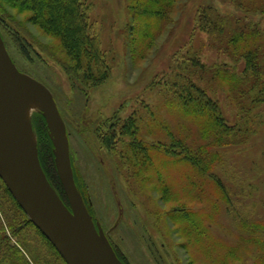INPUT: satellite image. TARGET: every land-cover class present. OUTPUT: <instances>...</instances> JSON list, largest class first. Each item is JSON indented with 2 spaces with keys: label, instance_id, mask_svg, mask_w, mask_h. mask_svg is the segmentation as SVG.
<instances>
[{
  "label": "rangeland",
  "instance_id": "rangeland-1",
  "mask_svg": "<svg viewBox=\"0 0 264 264\" xmlns=\"http://www.w3.org/2000/svg\"><path fill=\"white\" fill-rule=\"evenodd\" d=\"M82 2L87 33L109 71L98 86L79 79L60 39L33 22L31 11L0 1L6 51L52 101L49 107L23 82L34 104L24 113L32 152L43 157L39 128L54 163L67 140L90 230L98 238L100 225L122 264H264V81L253 82L248 47L232 38L248 30L255 61L264 65V0H161L160 13L143 11L135 0ZM203 12L223 29L210 32L198 23ZM223 69L231 76L214 75ZM197 90L216 119L182 104V95L198 97ZM48 108L59 136L44 115ZM128 120L135 134L122 133ZM139 143L152 147L151 161L137 153ZM177 145L195 160L207 159L202 172L167 153ZM17 211L18 221L29 218ZM4 226L10 245H40L28 224L14 234ZM46 251L45 258L57 260Z\"/></svg>",
  "mask_w": 264,
  "mask_h": 264
},
{
  "label": "trees",
  "instance_id": "trees-1",
  "mask_svg": "<svg viewBox=\"0 0 264 264\" xmlns=\"http://www.w3.org/2000/svg\"><path fill=\"white\" fill-rule=\"evenodd\" d=\"M0 1L31 11L32 14L30 19L33 22L37 23L48 33L57 36L60 39L63 48L66 50L67 56H69L70 60L73 62V69L81 72L78 74L79 79L88 82L91 86H98L102 84L108 77V67L104 60L103 53L99 47V43L95 37L90 36L87 33L88 17L83 7L82 0ZM135 1L136 4H138V6H140L145 12L151 11L153 7L157 13L161 12V0ZM197 21H199L198 23L204 26L207 30L210 29V32H219L223 29L221 24L222 22L217 18H213L209 12L201 13ZM243 30H239L238 33H233L232 38L234 40L237 39L245 42V47H248L246 53L247 63L251 65L257 73V76L253 82L263 83L264 65L260 63L258 64L255 61L256 57L254 52L256 51L249 47L252 46L250 43L252 34L248 30H245V32ZM253 38L254 37H252V40ZM228 71L229 70L226 71L223 69L219 72H215L214 75L219 74L221 77H226L228 75L231 76V72L229 73ZM181 100L185 108L202 111L203 114L209 117V121H212L216 116L214 106L211 105L208 100H205V95L202 91H198V97H194L192 95L189 96V94L186 93L181 96ZM36 118H40L42 121L44 120L43 116L40 114H37L34 117V119ZM40 124L42 128H44L43 123ZM132 125L133 123L129 122L128 120L123 126L122 133L135 134L136 129L134 127L132 128ZM39 129L42 131H38V145L41 144L43 154V157L38 154L41 168L50 185H52L56 190V194L65 205H68L67 196L60 182L56 165L54 163L51 142L44 135L45 130H42L41 128ZM106 143H110L108 139L106 140ZM177 147L181 149V153L176 151L179 148L168 149L167 153L173 156L182 155L187 160L190 159L195 166L199 167L201 172L203 171L205 165L207 164V159L195 160L188 154L184 147H180V145H177ZM135 149L137 150V153L145 158L146 162L152 160L153 154L150 153L152 147L145 143H139L138 147L136 146ZM0 189L1 195L3 196V198L0 199V264H67L51 241L40 231V229L32 222L30 218L25 217V222H21V220L18 221L19 218L17 212L19 213V211H17V209L22 213L23 210L20 208L19 203L15 201L16 199L12 198L6 184L1 177ZM6 208H9V210L6 211ZM12 210L16 213L15 216H13ZM9 212L10 214H8ZM5 222H7V226L13 234L16 232V229H22L25 224H28L37 232L40 245L33 248L31 247L30 243H26L23 240H20V238L19 246L15 247L10 245L7 243V238L4 237V233H6L4 229ZM44 248L48 249V252H52L57 260L55 261L52 259L49 261L47 258H45L47 257L48 253ZM113 250L118 259L123 263L120 253L116 251L115 248H113Z\"/></svg>",
  "mask_w": 264,
  "mask_h": 264
},
{
  "label": "water",
  "instance_id": "water-1",
  "mask_svg": "<svg viewBox=\"0 0 264 264\" xmlns=\"http://www.w3.org/2000/svg\"><path fill=\"white\" fill-rule=\"evenodd\" d=\"M26 82L51 106L46 87L14 65L0 37V100L11 101L14 90ZM45 117L56 129L51 109ZM56 132L59 131L56 129ZM56 170L70 204L62 202L48 182L37 152L27 153L10 130L0 109V177L32 222L51 241L67 264H122L102 228L99 237L90 229L84 203L75 187L69 166L67 140L55 151Z\"/></svg>",
  "mask_w": 264,
  "mask_h": 264
},
{
  "label": "bare ground",
  "instance_id": "bare-ground-1",
  "mask_svg": "<svg viewBox=\"0 0 264 264\" xmlns=\"http://www.w3.org/2000/svg\"><path fill=\"white\" fill-rule=\"evenodd\" d=\"M26 86L20 84L14 91L11 101L2 99L0 100V109L4 116V120L10 130L18 138L19 143L27 153H31V136L25 124V115L27 109L33 104L31 99L27 96ZM59 136V133L56 132ZM91 231L90 229H88Z\"/></svg>",
  "mask_w": 264,
  "mask_h": 264
}]
</instances>
